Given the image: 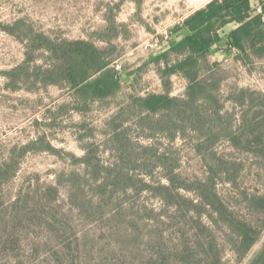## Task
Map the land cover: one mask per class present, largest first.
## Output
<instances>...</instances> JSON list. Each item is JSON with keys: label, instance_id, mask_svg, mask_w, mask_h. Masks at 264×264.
<instances>
[{"label": "rangeland", "instance_id": "obj_1", "mask_svg": "<svg viewBox=\"0 0 264 264\" xmlns=\"http://www.w3.org/2000/svg\"><path fill=\"white\" fill-rule=\"evenodd\" d=\"M207 2L142 0L138 7L136 0H0V264L111 262L107 252L98 255L100 247L114 244L106 230L110 209L107 197L102 195L98 207L88 203L84 208L74 196L78 185L87 200L99 192L85 174L82 158L88 149L100 165L133 169L136 180L148 176L146 173L152 169L149 178L166 182L161 164L145 146L166 151L173 160L178 158L184 177L195 178L208 169L198 154L199 131L188 126L172 139V131L156 124L157 116L142 120L145 114L133 99L151 91L165 92L167 87L173 96L185 95L188 80L175 74L165 86L152 59L169 40L170 30ZM77 39L106 48L122 81L119 93L90 101L84 110L76 109L72 84L60 79L56 68L62 63L57 48ZM212 61L220 63L213 77L222 80L219 93L223 97L237 85L264 90V59L245 66L219 51ZM201 73L208 75L207 69ZM225 103L232 109V102ZM117 136L123 137V142ZM216 150L245 165L235 189L217 177L221 195L231 205L240 203L236 192L243 188L261 189L263 172L256 157L233 149L225 140L217 144ZM47 184L59 189L52 206L42 204L41 191ZM118 195L124 197L121 192ZM127 196L137 206L144 203L155 211L139 214V255L114 264H161L149 260L152 247L146 237L150 233L158 238L164 235L168 243L170 237L176 242L180 240L177 233L188 231L189 225L168 218L172 208L147 191ZM16 199L18 203L13 205ZM240 215L254 219L247 210L240 209ZM49 219L52 223L47 222ZM84 233L90 237L81 243L85 257L79 261L78 237ZM263 243L264 232L241 264L249 263ZM215 245L225 249L226 258L235 261L222 230L217 233ZM163 261L175 264L173 260Z\"/></svg>", "mask_w": 264, "mask_h": 264}, {"label": "trees", "instance_id": "obj_2", "mask_svg": "<svg viewBox=\"0 0 264 264\" xmlns=\"http://www.w3.org/2000/svg\"><path fill=\"white\" fill-rule=\"evenodd\" d=\"M136 2L141 7L142 0ZM260 4L261 11H257L259 6H254L253 0H208L203 7L170 30L169 40L152 59L158 65L165 86L170 85V78L175 74L188 80L185 95L173 96L167 87L165 92L151 91L133 96L136 106L145 114L142 120L150 117L155 119L157 116L156 124L172 131V139L180 132L178 130H186L188 126L201 133L197 140L198 154L208 168L202 175L184 177L179 171L178 158H174L175 161L166 151L160 152L158 148L155 151L151 146H145L144 149L158 159L166 182L149 178L153 175L152 169L146 173L148 176L136 180L133 169L126 165H100L90 149L82 158L86 164L85 174L94 181L93 185L99 192L87 200L81 194L79 180L74 193L76 200L84 208L88 203L91 207L90 203L98 207L105 194L108 199L106 205L110 208L106 230L114 244L109 243V248L103 246L98 251L99 256L104 251L110 256L108 258L106 255V258L111 262L105 264L139 255V240L142 238L138 230L141 220L139 214L145 210L155 211L154 207L144 203L137 206L135 201L128 198L130 192L151 193L164 206L172 208L167 213L168 218L177 219L184 226L189 225L188 231L177 233L180 240L176 242L170 237L168 243V237L161 235L158 238L150 233L146 242L152 247L149 251L151 261H161V264H171L163 260H173L175 264H241L263 234L264 90L237 85L231 87L227 96L223 97L219 93L223 86L222 80L213 77L216 74L215 67H219L220 63L219 60L212 61L219 51L245 66L264 59V0H260ZM232 25L236 26L221 33ZM53 49L56 50V46ZM57 49L61 52L62 60L61 65L56 67L57 74L60 79L72 84L78 102L77 110L87 108L86 104L90 101L103 100L121 91V72L111 65L106 48L85 39H77ZM22 67L17 66L16 69ZM205 69L208 75L201 73ZM225 100L232 102V109L226 107ZM117 137L123 142V137ZM224 140L233 149L256 157L263 172L261 189L250 191L243 188L236 192L240 202L236 206L221 195L217 177L220 176L223 184L235 189L245 165L241 160L216 150L217 144ZM58 191L57 185L47 184L41 191L44 195L42 204L52 206ZM120 192L124 197L118 195ZM16 201L13 205L18 203ZM240 209L249 211L254 219L241 216ZM47 222L52 223L50 219ZM220 230L235 261L226 258L223 255L225 249L215 245ZM89 237V233L78 237L79 261L85 257L81 243ZM70 263L75 264L73 261ZM247 264H264V243Z\"/></svg>", "mask_w": 264, "mask_h": 264}, {"label": "crops", "instance_id": "obj_3", "mask_svg": "<svg viewBox=\"0 0 264 264\" xmlns=\"http://www.w3.org/2000/svg\"><path fill=\"white\" fill-rule=\"evenodd\" d=\"M253 5L254 6H260L261 4H260V0H253ZM236 25H232V27L231 28H233V27H235Z\"/></svg>", "mask_w": 264, "mask_h": 264}, {"label": "built area", "instance_id": "obj_4", "mask_svg": "<svg viewBox=\"0 0 264 264\" xmlns=\"http://www.w3.org/2000/svg\"><path fill=\"white\" fill-rule=\"evenodd\" d=\"M257 11H261V7L260 6L257 8Z\"/></svg>", "mask_w": 264, "mask_h": 264}]
</instances>
